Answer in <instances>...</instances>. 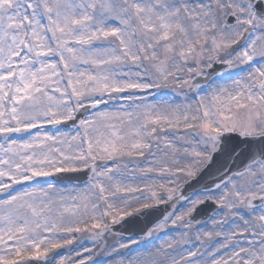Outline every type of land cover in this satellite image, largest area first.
<instances>
[{"label": "snow or ice", "instance_id": "obj_1", "mask_svg": "<svg viewBox=\"0 0 264 264\" xmlns=\"http://www.w3.org/2000/svg\"><path fill=\"white\" fill-rule=\"evenodd\" d=\"M88 240L264 264V0H0V264H96Z\"/></svg>", "mask_w": 264, "mask_h": 264}, {"label": "rangeland", "instance_id": "obj_2", "mask_svg": "<svg viewBox=\"0 0 264 264\" xmlns=\"http://www.w3.org/2000/svg\"><path fill=\"white\" fill-rule=\"evenodd\" d=\"M70 186V185H69ZM163 233H160L159 235L162 236ZM168 237H166L165 239H167ZM117 239V237L115 236H112L110 238H107V242L109 244L113 243L115 240ZM126 240V238H125ZM160 241L157 240L155 241V243H159ZM85 246L86 247H93V250H94V255L95 256L96 254H98V257L97 259L95 260L96 261V264H115V261L120 259L121 257H118V256H114V255H111L107 252H104L100 246H93V244L91 243L90 240H88L86 243H85ZM101 249V250H99ZM139 250H142L140 246L138 245H135V244H131L129 245V248L128 249H122L120 250L122 256L127 259L131 256H134L136 255L137 251Z\"/></svg>", "mask_w": 264, "mask_h": 264}, {"label": "water", "instance_id": "obj_3", "mask_svg": "<svg viewBox=\"0 0 264 264\" xmlns=\"http://www.w3.org/2000/svg\"><path fill=\"white\" fill-rule=\"evenodd\" d=\"M200 183L202 184L203 181H201ZM199 186H200L199 184H193L192 187H186L185 193L188 194L192 191V188L199 187ZM160 216L161 215H157V216L155 215V216L145 218L144 220H141L143 222V226H142L143 228L142 229L132 230L131 228L133 227L134 224H136V222L130 223V224H128L129 227L126 228L127 229L126 232L129 234H142L141 230L145 231L152 224H154L160 218Z\"/></svg>", "mask_w": 264, "mask_h": 264}]
</instances>
